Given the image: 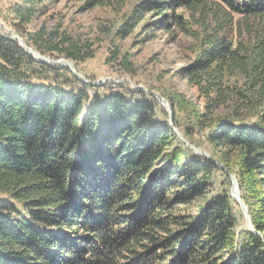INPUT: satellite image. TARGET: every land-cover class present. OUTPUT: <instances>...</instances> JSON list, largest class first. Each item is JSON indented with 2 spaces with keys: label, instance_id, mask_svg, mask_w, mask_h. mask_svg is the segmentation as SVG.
Wrapping results in <instances>:
<instances>
[{
  "label": "trees",
  "instance_id": "1",
  "mask_svg": "<svg viewBox=\"0 0 264 264\" xmlns=\"http://www.w3.org/2000/svg\"><path fill=\"white\" fill-rule=\"evenodd\" d=\"M20 1L27 24L35 5L61 0ZM147 16L146 41L193 40L179 74L203 100L194 126L235 176L254 232L237 231L228 174L157 120L147 95L88 96L99 87L0 32V264H264V0H139L118 35ZM22 39L54 59L92 57L57 31ZM119 66L131 70L128 56Z\"/></svg>",
  "mask_w": 264,
  "mask_h": 264
},
{
  "label": "rangeland",
  "instance_id": "2",
  "mask_svg": "<svg viewBox=\"0 0 264 264\" xmlns=\"http://www.w3.org/2000/svg\"><path fill=\"white\" fill-rule=\"evenodd\" d=\"M138 3L139 0H111L106 6L91 8L85 6L86 0H61L57 3L37 4L34 7V16L29 23L24 24L15 14L17 8L24 9L21 1L0 0V32L12 40L20 39L25 49L33 51L44 60L42 62L33 58L22 48L33 59L66 68L79 83L99 87L97 92H87L88 96H92V93L102 96L117 90L129 94L133 91L143 92L155 104L157 120L167 121L182 144L194 153L195 151L200 153L195 154L214 161L224 174H228L212 156V151L205 143V135L209 131L199 130L194 126L193 110L200 111L203 100L199 99L196 90L179 74V71L194 59L190 49L193 40L182 35L176 36L175 32L166 34L157 30L153 33L154 37L146 41L147 30H142L141 27L147 20H152V17L148 16L132 34L126 37L118 35L119 29ZM41 6L46 7L44 13H41ZM40 29L46 33L57 31L58 34L69 38L71 43L78 45L82 52L91 53L92 57L75 63L64 58L54 59L39 53L34 45L31 47L25 45L22 38H32ZM116 50L119 51V56L113 60ZM124 55L128 56L132 66L128 72L119 66ZM172 103L175 105L178 127L173 125ZM181 103L182 106L178 107ZM186 128H191V135L185 138L183 133ZM189 140L194 145L189 143ZM232 177L235 178L233 174H228L229 195L233 188ZM237 191L239 193L238 187ZM233 200L237 231L240 232L244 228L248 230L243 212L235 199Z\"/></svg>",
  "mask_w": 264,
  "mask_h": 264
},
{
  "label": "water",
  "instance_id": "3",
  "mask_svg": "<svg viewBox=\"0 0 264 264\" xmlns=\"http://www.w3.org/2000/svg\"><path fill=\"white\" fill-rule=\"evenodd\" d=\"M15 40H17L18 43H19V46H20L21 48H23L24 50H27V52H28L33 58H36V59H38L39 61H42V62H43L44 59H42L41 57H39L37 54L33 53V51H31V50H29V49H25V48L23 47L22 42H21L20 39L15 38ZM73 74H74V72H73ZM195 153L200 154V153L197 152V151H195ZM232 185H233V188H232L231 191H230V195H231V197H232L233 199H235L236 203H237V204L239 205V207L241 208V210H242V212H243L244 220H245V222H246V226H247L248 230L251 231V232H254V229H253V227H252V225H251V223H250V221H249V217H248V214H247V209H246L245 205L243 204V202H242V200H241V198H240V196H239V193H238V191H237L236 181H235V178H234V177H232Z\"/></svg>",
  "mask_w": 264,
  "mask_h": 264
}]
</instances>
